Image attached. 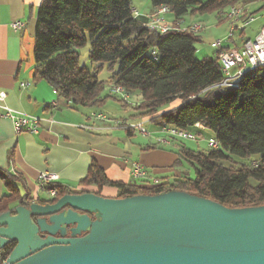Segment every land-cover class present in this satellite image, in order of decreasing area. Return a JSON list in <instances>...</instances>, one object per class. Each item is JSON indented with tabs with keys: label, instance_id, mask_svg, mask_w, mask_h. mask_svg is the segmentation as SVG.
<instances>
[{
	"label": "trees",
	"instance_id": "1",
	"mask_svg": "<svg viewBox=\"0 0 264 264\" xmlns=\"http://www.w3.org/2000/svg\"><path fill=\"white\" fill-rule=\"evenodd\" d=\"M149 2L153 12L167 7L172 22L177 24L189 15L224 13L244 0ZM140 17H134L130 0H44L38 8L34 33V81L46 82L74 109H96L106 100L101 97L103 84L97 79L106 66L114 87L140 96L145 107L135 111L141 118L150 117L158 127L200 137L207 133L208 138L214 137L217 147L191 150L181 143L184 140L169 138L168 146L176 156L171 167L175 175L157 184L138 180L122 184L107 180L102 170L91 165L80 184L94 186L97 191L87 188L80 193L120 199L180 191L230 209L264 205V66L245 76L235 89L210 90L222 80L218 54L239 49L250 39L245 35L247 27L235 31L212 57L197 60L195 45L201 42L198 35L175 30L160 34L145 26V16L144 22ZM249 17L259 19L250 13L239 22ZM218 21L232 22L228 17ZM86 44L89 63L96 65L92 74L79 66L78 51ZM174 102V108L164 110ZM196 123L203 129H196ZM252 156L258 159L246 162ZM188 165L193 177L185 167ZM0 180L6 191L0 199L1 214L23 199L16 189L19 177L0 170ZM50 188L56 197L70 193L58 185ZM104 188L115 189L116 196L101 195ZM12 247L0 251L1 261Z\"/></svg>",
	"mask_w": 264,
	"mask_h": 264
},
{
	"label": "water",
	"instance_id": "2",
	"mask_svg": "<svg viewBox=\"0 0 264 264\" xmlns=\"http://www.w3.org/2000/svg\"><path fill=\"white\" fill-rule=\"evenodd\" d=\"M22 199L0 214V250L13 245L2 264H264V205L180 191Z\"/></svg>",
	"mask_w": 264,
	"mask_h": 264
},
{
	"label": "crops",
	"instance_id": "3",
	"mask_svg": "<svg viewBox=\"0 0 264 264\" xmlns=\"http://www.w3.org/2000/svg\"><path fill=\"white\" fill-rule=\"evenodd\" d=\"M43 1L0 0V92L6 95L0 103V170L20 178L16 183L19 196L44 197L54 185L70 192L87 188L95 191L94 186L80 184L91 165L102 170L107 180L122 184L136 181L132 177L133 163L143 168L149 180L161 181L175 175L171 167L176 156L170 148H164L169 143L155 147L153 138L164 137L163 128L153 124L150 117L141 118L135 109L129 120L107 116L102 109H74L46 82L34 81V33L38 8ZM152 11L150 8L146 14L136 13L144 22L143 16ZM154 15L147 17L151 19ZM14 21L24 23L18 32L10 27ZM1 106L38 119L37 132L16 134L13 120L2 116ZM93 114L105 115L107 119L97 120ZM134 124H148L152 141L140 144L130 128ZM44 172L56 173L58 179L41 189L37 178ZM5 193L0 180V199ZM116 194L113 188L101 191L105 197Z\"/></svg>",
	"mask_w": 264,
	"mask_h": 264
},
{
	"label": "rangeland",
	"instance_id": "4",
	"mask_svg": "<svg viewBox=\"0 0 264 264\" xmlns=\"http://www.w3.org/2000/svg\"><path fill=\"white\" fill-rule=\"evenodd\" d=\"M132 4V10L135 12H138L139 14H146L148 10L151 8L149 0H130ZM243 3V4H241ZM235 7L237 10H241V14L239 17V20L243 19L244 15H249L250 13H254L255 16L259 17V19L256 20L255 23L251 24L249 27L245 30V35L248 38H253V36L260 30L262 26V22L264 19V0H244V2H238L237 4L231 6ZM229 8H226L224 13L222 11H219L218 15L216 12L211 13H205V14H197L192 16H186L184 18V22H178L177 24L171 21V16L165 15L162 20L163 24L166 26H172L171 28H181L185 27L188 28L193 25H200L201 29L198 30V33H193L195 35H198L201 38V42L197 43L195 45L196 47V54L195 57L197 60H201L205 57H212L215 53V50L211 48V44L213 42H216L218 40H224L227 37L228 31L233 25V21L231 23L227 22H219L218 19H225L226 15L225 13L229 11ZM157 10V9H156ZM155 10V11H156ZM155 14L153 11L150 14L144 15L147 17L148 15L151 16ZM148 16V17H149ZM147 17V18H148ZM169 17V19L167 18ZM146 18V19H147ZM148 20V19H147ZM162 27L161 25L155 24V26ZM179 25V26H177ZM156 26V27H157ZM174 26V27H173ZM152 30V29H151ZM237 38V37H236ZM88 51H89V45L86 44L83 48L79 49V66L82 68H85L89 73H93V69L96 67V65H91L88 60ZM97 79L99 82L103 84L102 90H101V97L106 99L104 103L99 106L96 109H102L103 113L107 116H113L115 118L120 119L121 117L124 119L129 120L134 113L132 109H144L145 104L141 105V98L137 93L127 94V100H124L123 98H120L118 96L111 95L110 90L114 87V82H110V72L107 70L106 66L102 67V69L97 74ZM177 105L176 102L165 106L164 110L172 109ZM143 106V107H142ZM105 116V115H104ZM106 117V116H105ZM107 119V117H106ZM144 129L148 132V136H142L137 131H135V137L138 139L140 144L146 145L149 140H151L153 137L151 134L152 130L148 124H143ZM164 128V127H160ZM166 128V127H165ZM161 134H163L161 132ZM164 137H157V138H166L165 134H163ZM156 136L154 139L155 145H164L157 142ZM207 133L203 134L202 137L196 136V140H184L181 143L185 145L187 148L191 150H206L207 148V140H208ZM148 140V141H147ZM152 141V140H151ZM169 148V147H164ZM258 159L257 156H252L250 159L246 160V162L253 161L255 162ZM236 160V159H234ZM237 161V160H236ZM186 169H188V173L190 177H193V169L190 165L185 166ZM183 172L184 170L181 169Z\"/></svg>",
	"mask_w": 264,
	"mask_h": 264
},
{
	"label": "built area",
	"instance_id": "5",
	"mask_svg": "<svg viewBox=\"0 0 264 264\" xmlns=\"http://www.w3.org/2000/svg\"><path fill=\"white\" fill-rule=\"evenodd\" d=\"M167 12L169 10L167 7H165V14L160 15L161 22H163L162 18L167 15ZM134 17H138L139 15L133 11ZM147 18V17H145ZM148 22L145 25L150 30H156L160 34H165L168 31H180V32H187L192 29H196V27H189L188 29H180V27L177 28H165V29H156V28H150V20L147 18ZM256 19L254 17H249L245 19V26L243 28L248 27L252 22H254ZM11 29L14 32H18L20 29L24 27V23L21 21H14L10 24ZM235 30V28H233ZM231 38V33L227 35V37L224 40H218L216 42H213L210 46L214 50H218L222 48L228 39ZM218 60L221 65V74H222V80L210 87V90H225L231 83L233 79L237 77L238 72L245 71L252 66L264 64V21L263 26L260 28V30L253 36V38L248 39V42L246 45L241 46L239 49L237 48H231L226 51H220L218 54ZM25 85V84H24ZM111 95L116 96V93L111 89L110 90ZM6 98V95L3 92H0V103H3ZM53 107H55V104H52ZM4 110L2 116L9 118L13 120L14 122V130L15 133H21V132H29V133H36L38 128V119L29 117L22 114H16L9 110L5 106H1ZM94 115V114H93ZM96 119L100 121H104V115L97 114ZM196 129L202 130L203 127L200 123L195 124ZM134 131H137L142 136H148V132L144 129L142 124H138V128H131ZM162 133L165 134L166 138H157V142L166 145V143H169V138H176L180 140H196V135L184 131H178L174 128H163ZM213 140L214 137H210L207 140V147L213 148ZM132 177L134 180L138 181H148L152 184H157L158 180H149L148 174L143 170V168L137 164H132ZM58 179V176L56 173L53 172H44L39 174L37 180L39 187L43 189L44 187H49L56 183ZM49 194L54 195V190H49Z\"/></svg>",
	"mask_w": 264,
	"mask_h": 264
},
{
	"label": "bare ground",
	"instance_id": "6",
	"mask_svg": "<svg viewBox=\"0 0 264 264\" xmlns=\"http://www.w3.org/2000/svg\"><path fill=\"white\" fill-rule=\"evenodd\" d=\"M229 9L230 10H229L228 14H226L227 15L226 18L228 17L231 21H233V25L229 29L227 35H229L231 33V37H232L235 31H237V30L239 31V30L243 29V27L245 26V20L242 21V22H239V17H240V14H241V10H237L235 7H232V8L230 7ZM168 13L169 12H167V15H168ZM163 14H165V7L164 6L163 7H159L155 11V15L150 20V28H156V29L170 28V26L168 27L166 25H161V24H163V22H161V20H159V19H160V15H163ZM240 21H241V18H240ZM155 24L161 25L162 27H158L157 25H156L157 26L156 27ZM177 26H179V25H177ZM185 27L181 28V26H180V29H185ZM190 27H196V29L189 30V31H187L188 33H192V32L193 33H198V30L201 29L200 25H193V26H190ZM188 28H186V29H188ZM233 28H235V30H233ZM247 42H248V39L243 42L242 46L246 45ZM261 66H264V64L255 65V66H252L251 68H249V69H247L245 71L238 72L237 77L231 81L230 85L226 89H235V88H237L238 85L244 79L245 76L252 75L255 72V70L257 68L261 67ZM112 90L116 93V96H118L120 98H123L124 100H127L128 96H127L125 91L120 86L113 87ZM92 117L96 118V115H92ZM105 119H106V117L104 116V120ZM130 128H138V124L131 125ZM216 147H217V143L213 140V148H216Z\"/></svg>",
	"mask_w": 264,
	"mask_h": 264
},
{
	"label": "flooded vegetation",
	"instance_id": "7",
	"mask_svg": "<svg viewBox=\"0 0 264 264\" xmlns=\"http://www.w3.org/2000/svg\"><path fill=\"white\" fill-rule=\"evenodd\" d=\"M71 193V192H70ZM73 193V192H72Z\"/></svg>",
	"mask_w": 264,
	"mask_h": 264
}]
</instances>
